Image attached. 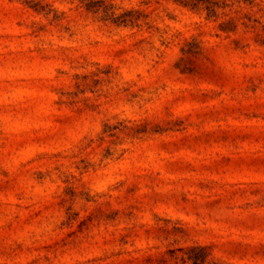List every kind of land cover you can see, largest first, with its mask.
<instances>
[{"label": "rangeland", "instance_id": "374dc122", "mask_svg": "<svg viewBox=\"0 0 264 264\" xmlns=\"http://www.w3.org/2000/svg\"><path fill=\"white\" fill-rule=\"evenodd\" d=\"M191 247L264 264V0H0V264Z\"/></svg>", "mask_w": 264, "mask_h": 264}, {"label": "trees", "instance_id": "16d2710c", "mask_svg": "<svg viewBox=\"0 0 264 264\" xmlns=\"http://www.w3.org/2000/svg\"><path fill=\"white\" fill-rule=\"evenodd\" d=\"M196 247H191L189 251H187L186 255H181L180 259L182 264H187V262L191 261V264H204L206 259V254L199 255L197 253H194ZM204 247L201 248L203 250Z\"/></svg>", "mask_w": 264, "mask_h": 264}]
</instances>
